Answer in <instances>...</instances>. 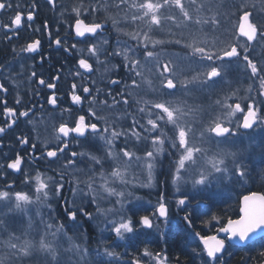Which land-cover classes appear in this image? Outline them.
Listing matches in <instances>:
<instances>
[{
  "label": "snow or ice",
  "instance_id": "obj_1",
  "mask_svg": "<svg viewBox=\"0 0 264 264\" xmlns=\"http://www.w3.org/2000/svg\"><path fill=\"white\" fill-rule=\"evenodd\" d=\"M195 2L196 0H192L193 4ZM48 3L55 6V0H48ZM122 5L136 9V12L131 17L133 22L141 21L147 26V31L143 32L142 38L140 31H133L127 34L135 41V51L131 46H125L123 52L112 53L105 50L106 55H122L124 61H126L124 67L133 77L130 85H126V89L129 87L132 89L138 88L141 81H143L153 94L159 92L163 95L174 96L176 93L172 90H177L179 83V88L184 92L210 94L224 80L230 66L218 62L242 58L246 62V67L250 69V75L259 79L258 96L264 97V70L260 69L257 63L253 62L248 55L249 50L253 48V42L264 41V21L258 22L251 19L252 13L246 10V5L235 6L240 12L238 23L234 26L233 33L236 42L227 47L212 46L213 49L218 50H210L206 46L205 41L196 38L191 43H182L180 39L165 41L150 37L149 33L163 27L162 21H176V17L173 15L162 16V9L175 8L179 11L184 22L192 20L182 0H162V2L161 0H155V2L154 0H143L140 3L132 0L131 4H128V0H119L117 7ZM17 7L19 6L17 5ZM12 8L13 3L11 0H0V12L9 11ZM90 11L95 12L98 9L91 8ZM79 15L80 13L77 12L78 17ZM24 19V14L17 11L9 23H4L0 27H3L6 32H13L15 29L22 27ZM33 19L34 13L29 11L26 20L30 22ZM204 22L207 23V21ZM195 23L199 24L201 21L197 20ZM211 23L218 24L219 22L213 19ZM103 27L104 25L101 23L85 24L83 20L77 18L74 24V32L80 38H95L103 30ZM241 37L244 38L243 54L239 50L241 46L239 38ZM54 43L57 46L61 45L59 39L55 40ZM102 43L107 45L108 41L104 40ZM173 43L181 45L182 54L170 55L165 60L164 56L168 55L167 46ZM39 44V40L28 43L24 51L34 53L38 50ZM75 47L76 44H73L72 48ZM141 49V55H137V52ZM65 51H68V49L65 48ZM86 51L90 54V57L79 59L78 66L79 69L92 73L94 67L89 60L91 57H96L98 60L100 47L97 43H90ZM129 52L132 53V56H129ZM182 61L185 63L182 64ZM186 68L188 69L187 71H185ZM3 71L4 68L0 67V72ZM145 72L151 74L152 78L145 79ZM32 75L35 76V72ZM76 75H80L79 71ZM137 77L141 78L140 81L136 79ZM39 83L43 85L45 81L40 79ZM111 83L117 84L119 81L114 79ZM157 83L159 89L156 87ZM47 86L49 88L55 87L53 84H48ZM75 88L76 85L73 84V89L75 90ZM7 91L8 89L3 84H0V92L7 93ZM83 93L89 94L90 89L84 87ZM120 96L122 100L116 101L115 97H113V101L117 104L128 105L127 91H122ZM85 99H87V95L83 98L77 94L72 96L73 103L77 105H82ZM249 99L251 102L243 107L239 102L225 103L217 99L216 108L213 109V112L211 114L204 113V115H207L208 121L206 126L203 121L198 125L200 136L203 142L210 146H215L214 155L212 158L206 159L205 164H200L199 161L209 149L194 146L190 142V133H194V130L189 127L187 115L192 110L186 111L181 107H172L170 101L150 102L149 100H143V104L146 107H140L138 110L145 115L142 116L141 121L133 119L127 132L115 130V125L109 132L107 126L101 129L97 123L88 122L87 117L92 119L100 118L96 112L91 110L86 115L76 117L72 125L68 123L59 124L55 129L57 139L60 141L59 144L55 147L47 148L42 153L43 157L52 163H56L61 155L65 156V161L61 166L63 171L58 174L59 179L55 176L45 179L44 174L40 172L28 173L25 174L23 183L29 186L30 191H17L15 183L9 182L8 176L13 172L20 173L22 171L21 165L24 161L19 154L14 159H9L3 169L0 170V183H3V187L0 188V234L9 232L3 219L4 216L18 213L26 214L28 206L34 204L43 207L49 200L50 193L59 195L62 192L67 170L84 163L83 160H77V157H85V153H78L74 148H70V144L72 140H76L77 145H79L80 140L78 138L86 140L90 135L109 146L105 154L108 159L123 161V168L114 166L110 171L109 175L112 178L113 185L119 181V183L127 186L126 173L130 169L134 171L135 165V167L146 168L147 184L143 186L151 187L153 171L158 162V157L165 152V147L167 146L169 153L177 157L174 164L172 182L177 186V191H180L181 183L186 190L185 194L178 199L177 206L178 208L182 207L186 211L183 219L191 226L190 216L192 211L188 210L191 200L198 197L206 198V194H210L214 187L220 188L230 182H242L248 177V165L245 162V157L252 154L248 149L256 143L259 130L264 129V110L256 106L254 98L249 97ZM4 103L6 104L7 101H4ZM48 103L53 108L56 107L57 99L55 95L49 97ZM104 103L107 104V101ZM261 103L264 104V101H261ZM217 109L220 111H217ZM65 111H69V109H65ZM4 113L9 118L17 116V112L13 108L5 107ZM238 113L241 115L237 116ZM28 115V111L19 113V116L22 117H27ZM15 123L16 120L11 119L7 123V127L11 128ZM105 123L107 124V120ZM241 130L244 131L241 132ZM5 131V127H0V135L4 134ZM129 133L136 137L138 143L141 140L149 141L151 150L146 149L143 156L129 150L127 146L120 147L118 153L114 152L112 150L113 147H116L114 141L119 137L126 139ZM243 138H247L248 147H244L240 143ZM17 139L21 145L29 143L26 137L18 136ZM35 147L36 145L33 144L32 148L34 149ZM256 149L259 150L261 162H264V136H259V143L256 144ZM36 159H39V157H36ZM86 159L94 167L99 165L103 169L104 161L98 156L89 154ZM100 174L103 178V171ZM86 189L81 191L80 194L83 197L88 195V191L94 192L89 198L90 203H97L98 195L104 196L106 194L107 198L117 197L114 201H110L113 205L112 207L105 208L103 211L99 207L97 208L98 214L104 217L103 223L105 227L102 231L114 234L112 238L115 241L135 240L140 235L150 234L151 230L158 229L159 222L162 221L165 225L169 223V207L162 195L158 203L153 206L150 214H141L138 209L134 210L133 208L134 203L139 202L141 198L135 197V200H133L132 192L118 191L114 186L109 185L108 179H103L98 189H94L92 183H89ZM73 195H76V189H73ZM75 203V200H73V208L71 209L67 206L65 207L67 218L73 222V226H76L78 213L89 220L94 218L92 213L86 211L83 204L79 208H75ZM211 219L215 220L219 225L215 227L216 234L202 236L197 232L196 236L199 238V243L203 248L201 251L193 249V252L199 257L200 264H224L223 253L226 250L227 242L238 241L246 243L252 240L254 236L264 233V194L253 192L249 195H244L239 203L236 218L229 216L226 222L222 224L216 216H212ZM40 223L44 224L45 232L38 242H34L32 239H22L21 236L10 232L9 239L4 243L12 250H15L13 255L19 261L27 259L29 264H60L59 250L61 245L58 243L57 238L61 235H66L63 232L64 225L60 224L53 230V223H46L43 218H41ZM31 228L32 219L29 217L28 229ZM23 235L27 236L28 232L25 231ZM49 235L53 238L52 240L47 239ZM14 241L22 242L18 244ZM100 243L104 245V241ZM66 251H73L79 257V260H84L89 255L88 249L86 247L82 249L78 244L72 245ZM96 255H103L116 261L120 258L119 254L115 250H110L107 245H104L102 254L97 251ZM261 255H264V252ZM143 256L152 257L156 264H167V256L162 258L160 253H156L153 256L146 248L143 251ZM176 260L177 264H179L180 258L176 257ZM0 264H5V260L0 259ZM77 264H79V261H77ZM85 264H87V261H85ZM132 264H141V260L133 259Z\"/></svg>",
  "mask_w": 264,
  "mask_h": 264
},
{
  "label": "flooded vegetation",
  "instance_id": "obj_2",
  "mask_svg": "<svg viewBox=\"0 0 264 264\" xmlns=\"http://www.w3.org/2000/svg\"><path fill=\"white\" fill-rule=\"evenodd\" d=\"M99 1L55 0V6H53L48 3V0H11L13 8L9 11L0 12V25L9 23L17 11L22 12L25 17L22 27L15 29L13 32H6L3 27H0V67L4 68V71L0 72V84H3L8 89L7 93L0 92V127H5L6 129L5 133L0 135V156L4 153L13 155L14 150H12L11 146L3 144L9 141L8 138L10 140L16 139L19 142L17 137L20 136L26 137L29 141L26 145H21L19 142L17 149H20V151L21 149L27 150L29 160L22 163V171L20 173L13 172L8 176L9 182L15 183L16 190L21 188L19 186L21 183L23 185L25 174L35 173L34 170L37 164L44 167L45 170L49 167L52 171H58V173L62 171L58 167L63 165L65 161L64 155H61L56 163L50 162L42 155L47 148L55 147L59 144L60 141L57 139L55 131L59 124L68 123L72 125L76 117L86 115L90 110L96 112L100 118L92 119L87 117L88 122L97 123L101 129L107 126L109 132H111L113 125L117 128V131H121L133 119L142 120L144 114H141L138 110L140 107H144L142 92L136 90L135 101L126 105V108L124 104H117L113 101V97H115L116 101L122 100L120 93L127 91L126 85H130L133 77L124 67L126 61H124L122 55L108 56L105 54V50L112 53L123 52L125 46H131L135 51V41L132 39H114L112 37L114 36L115 25L111 24L109 19L113 11L107 4L112 3V1L101 0L104 2L102 5L98 3ZM92 2H96L94 8L98 9V11L94 13L90 10L85 11V5L90 9L93 8L90 6ZM29 11L34 13V19L30 22L26 20ZM77 12L80 13L79 17ZM77 18L83 20L85 24L101 23L104 25L103 30L95 38H79L74 32V24ZM137 24H140L139 21ZM57 39L61 41L59 46L54 43ZM36 40L40 41L38 50L34 53L25 52L24 49L27 44ZM104 40L108 41L107 45L102 43ZM90 43H97L100 47V53L98 60L96 57H91L89 60L93 64L94 71L87 73L79 69L78 60L90 57V54L86 51ZM73 44H76L75 48H72ZM243 47L240 46L239 48L242 54ZM65 48L68 51H65ZM141 53L142 49L137 52V55H141ZM260 53L264 56V49ZM128 54L132 56L131 52ZM241 60L242 58H234L232 61L240 62ZM107 65L112 68L108 67V69H105ZM261 69L264 70V68ZM78 71L80 75H76ZM33 72H35V76L32 75ZM40 79L45 81L43 85L39 83ZM114 79L118 80L119 83L112 84L111 81ZM136 79L138 80L139 77ZM228 79L232 81L239 79L235 81V84L231 85L241 86L244 84L246 86L245 78L243 77L235 76ZM48 84H53L55 87L49 88ZM73 84L76 85L75 90L73 89ZM228 84L230 83H219L216 86V89H218V94L216 95L221 94L222 96L224 95V98H227L224 92L229 88V86L227 87ZM251 86L255 91H259V87L257 89V86ZM84 87L90 89L89 94L83 93ZM74 94L80 95L82 98L87 95V99L83 101L82 105L74 104L72 101ZM241 94L243 93H239V97ZM52 95H55L57 99L55 108L48 103V99ZM216 95L212 96L215 97L213 99L214 105H212L214 108H216V100L220 99ZM210 97L203 95L201 97L202 101L204 100L202 104H206V99L208 101L211 100ZM245 97L248 96L245 95ZM4 101H7V103L5 104ZM105 101H107V104L104 103ZM233 102L237 101L231 100L229 103ZM249 102L251 100L246 99V101L239 103L243 107ZM5 107L15 109L17 116L6 117L4 113ZM65 109H69V111H65ZM23 111H28L29 115L27 117L19 116V113ZM240 115L238 113L237 116ZM11 119H15L16 123L13 127L8 128L7 123ZM106 120L107 124L105 123ZM125 122L127 123L125 124ZM243 131L241 130V132ZM78 139L80 140L79 145H77L76 140H72L70 148H74L78 153H85V157L78 156L77 160L88 162L89 160L86 159L87 155L94 154L99 156L101 154L102 144L100 142L102 141L99 139H95L91 135L86 140L84 138ZM120 139L122 141L124 137H120ZM44 143H46V148H44ZM240 143L242 146L248 147L247 138H243ZM33 144L36 145L34 149L32 148ZM254 149L255 151H253ZM249 150L252 154L245 157V162L259 159V150L256 149L255 144ZM20 151L15 153L13 158H9L14 159L17 154H20ZM36 157L40 159L37 160ZM2 169L0 168V170ZM257 169L259 171L261 168ZM55 177L58 179L57 173ZM2 187L3 183H0V188Z\"/></svg>",
  "mask_w": 264,
  "mask_h": 264
},
{
  "label": "rangeland",
  "instance_id": "obj_3",
  "mask_svg": "<svg viewBox=\"0 0 264 264\" xmlns=\"http://www.w3.org/2000/svg\"><path fill=\"white\" fill-rule=\"evenodd\" d=\"M112 3H107L108 6L112 9L113 13L111 14V18L109 19L111 24L113 23L115 25L114 29V36H112L114 39H124V40H129L131 37L127 35L128 33H131L133 31H140L141 32V38L142 34L144 31H147V26L139 21L140 24H137L138 21L133 22L131 17L132 15L136 12V9L129 8L127 5H122L120 7H117L119 4V0H110ZM143 2V0H136V3ZM155 2V0H154ZM162 2V0H161ZM182 2L185 4L186 9L189 11L192 20L190 22H184L182 16L180 15L179 11L175 8H166L161 10L162 16H167V15H173L176 17V21H167L164 20L162 21L163 27L159 29H155L153 32L149 33L150 37L152 39H163L165 41L172 40L175 41L176 39H180L182 43H191L194 38L205 41L206 46L210 50H218V49H213V45H217L218 47H227L228 45L236 42V38L233 35L234 33V26L238 23V18L240 15V12H229L228 9L231 6V3L234 5L235 0H228L227 7L228 9L224 7V4L226 3L224 0H196V2L193 4L192 0H182ZM96 2H92L91 7L94 8V5ZM100 5H102L104 2L99 1L98 2ZM132 0H128V4H131ZM243 3L246 4V10H249L252 13L251 19L254 21H264V0H243ZM249 4V5H248ZM255 5V7H253ZM98 6V5H97ZM235 9V8H234ZM85 11H89L90 8L87 7V5L84 6ZM105 10V9H104ZM94 13V12H93ZM92 13V14H93ZM103 18V16L101 15ZM216 17H221V25L218 24H213L211 21L213 19L216 20ZM200 20L201 23L197 24L195 21ZM204 21H207L205 23ZM109 23V22H108ZM118 24V25H116ZM137 24V25H136ZM243 42L240 40V45L243 47L244 44L241 43ZM159 47V46H158ZM264 49V41H259V42H253V48L249 50V57H254L258 56V54ZM168 55L164 56V59L167 60L170 55L174 56L175 54H182L181 53V45H176V44H169L166 49ZM182 64L185 62H181ZM222 63L224 65H230L228 67L227 74L224 77V80L221 81L220 83H230L227 85L229 88L226 89L224 93H226V97L224 98V95L222 96L221 94H218V89L214 90L213 93H203V92H184L182 89L179 88V83H178V89L177 90H172L176 94L174 96H167L160 94L157 92L156 94H153L151 89L147 86L146 83L141 81L140 87L132 89L129 87L127 89L128 93V99H129V104L133 103L135 100V93L136 90L142 92L143 94V100H149L150 102H158V101H170L172 107H181L184 108L186 111L191 109L187 115V120L189 121V127H192L194 130V133H190V142L197 147H202L205 149H209L207 152L204 153V155L201 157L199 163L200 164H205L206 159L212 158L214 155V150L215 146H210L207 143L202 141V138L200 136V130L198 128V125L201 124L203 121L205 126L208 121L207 115H204V113L207 111V113L211 114L213 112L214 105L213 99L215 97H212L216 95L218 96L222 101L225 103H229L231 100L232 101H239L243 102L246 101V99H249V97H253L256 100V106L258 108L264 109L263 104L261 101H264L263 97L258 96L259 91H255L252 89L251 85L257 86V89L259 87V80L257 78H254L250 75V69L246 67V62L243 61V59L240 62H233V61H224V62H218ZM108 67H111L110 65L105 66V69H108ZM194 67V65H193ZM112 68V67H111ZM188 69L186 68L185 71ZM145 79L152 78L151 74L145 72L144 73ZM243 77L245 78V85L241 86H236V85H231L235 84L237 80H229L228 78L230 77ZM141 78L138 79L140 81ZM157 89H159V85L157 83L156 85ZM241 94V98L239 97V93ZM211 96V100L208 101L206 99V104H202V96ZM248 96V97H245ZM230 97V98H229ZM131 106V105H130ZM262 106V107H260ZM144 107H146L144 105ZM126 108V105H125ZM129 109V108H127ZM262 109V110H263ZM200 110V111H197ZM127 111V110H126ZM217 111H220L217 109ZM128 113V111H127ZM145 115V114H144ZM143 115V116H144ZM226 115V113H224ZM238 115V114H237ZM130 119L131 115L129 114ZM128 118V116H126ZM136 117V116H135ZM128 122V121H127ZM125 122V124L127 123ZM131 123L128 122L127 126H124L125 129L123 131H128L130 128ZM117 130V128H115ZM122 131V130H121ZM259 136H264V129L259 130V134L257 137V144L259 143ZM120 137L117 138L114 141V145L116 147H113L112 150L114 152L118 153V150L120 147H125L127 146L129 150L133 152H137L139 155L143 156L144 151L151 150L150 148V142L147 140H141V142H137L136 137L131 135L130 133L127 135V138L122 139L120 141ZM102 144V151L101 154L98 156L104 161L103 169L100 168L99 165L93 166V164L88 161L84 162L82 164H79L78 166H74L70 169L67 170L66 172V177L71 180L70 184H68L66 190L68 191L67 193L69 194L68 197V205L69 208H73L72 201L75 200V208L80 207L81 204L85 207V205L92 204V207L95 209L93 217L97 222V226L99 227L98 229L102 230L105 225L103 223L104 217L99 215L97 212V208L101 211H103L105 208L112 207V203L110 201H114L117 199V197H111L107 198L106 194L104 196L98 195V202L97 203H90L89 198L94 194L92 191H88L87 196H81V191L87 190L86 186L89 183L93 184L94 189H98L99 185L103 182V179H108L109 185L114 186L118 191L123 190L125 193L127 192H132V199L135 200V197H140V192L142 191H151L154 190L155 184H156V172L161 168V170L165 169L169 172V178L171 182V186L177 188L175 184L172 182V174L174 171V164L176 162L177 157H174L169 153V150L167 146L165 147V152L158 157V162L154 168L153 171V183L151 187H144V184H147V170L146 168H141V167H135L134 165V171L133 170H128L126 173V179L128 180V185L125 186L119 181H117L114 185L112 184V178L110 177V171L112 167L114 166H119L123 168V161L119 160H114V159H108L106 157V152L108 151L109 146L105 145L104 142H100ZM255 143V145H256ZM254 145V144H253ZM44 148H46V143H44ZM248 151H250L248 149ZM259 154V152H258ZM200 155V154H198ZM170 159V160H169ZM258 159V158H257ZM255 159L252 162H246L247 164H251L255 166L256 170L258 171L257 168H261L259 171L261 173L264 172V162H261L260 156L259 159ZM62 165H60L61 167ZM58 167V169L62 168ZM263 169V170H262ZM101 171L104 173V177H101ZM164 171V170H163ZM258 171V172H259ZM84 175V176H83ZM82 176V178L78 179V177ZM47 177H44L47 179ZM260 182V184H263L264 187V178L262 179L261 177H257ZM251 179V172L248 170V177L243 180L242 182L239 183V187H244L245 185L249 184V180ZM255 182H257L255 180ZM257 182V184L259 183ZM228 184H231L228 183ZM244 185V186H243ZM183 187V184L181 183V188ZM184 188V187H183ZM24 190V191H30L29 186L25 185L23 183V188H18L17 191L19 190ZM73 189H76V195H73ZM54 194L50 193L49 200L52 199ZM57 198V197H55ZM142 199V196L140 197ZM48 200V201H49ZM46 202L45 206L41 207L40 205H30L28 206V212L25 213H18L14 215H8L5 216L4 221L7 225V228L9 229V232H4L3 234H0V242L2 243L3 247H8L5 241L9 239V233H15L17 236H21L22 239H32L33 241L35 239L41 238L42 235H44L45 232V227L44 224L40 223L41 218H45L44 220L46 223H53V230L57 227L56 224H54V215L51 213V210H48L49 207V202ZM51 209V208H50ZM31 217L32 219V228L28 229V219ZM47 220L49 222H47ZM80 225H76V227H79ZM39 227V228H38ZM55 227V228H54ZM73 229V228H72ZM79 229V228H78ZM27 231L28 235L24 236V232ZM63 232L66 233V230L63 229ZM3 238V239H2ZM76 238L82 239L83 235L80 236L79 234H72L69 236L67 233L66 235H61L57 238L58 243L61 245L59 253L60 255V264H77V261H79V264H85V261H87V264H94L92 260L89 259V255H87L84 260H79V257L73 252V251H66L67 249H70L72 245H74L73 239L75 240ZM48 240H52L53 238L51 235L47 236ZM37 241V242H38ZM17 242L18 244L21 243L22 241H14ZM36 242V241H35ZM81 247V246H80ZM8 247V253L9 255H4L3 253L0 254V259H4L6 262V258H9L11 253V249ZM82 249L84 247H81ZM14 256V255H13ZM110 258H108L109 260ZM151 264H156V261L150 257ZM23 264H26L25 260L22 261ZM109 264V263H106Z\"/></svg>",
  "mask_w": 264,
  "mask_h": 264
},
{
  "label": "trees",
  "instance_id": "obj_4",
  "mask_svg": "<svg viewBox=\"0 0 264 264\" xmlns=\"http://www.w3.org/2000/svg\"><path fill=\"white\" fill-rule=\"evenodd\" d=\"M224 1L226 2L224 7L227 10L228 0ZM240 4H244L243 0H235L234 5L231 3L228 11L233 12L232 10L237 8L235 6ZM251 59L253 62L257 63L260 69L264 68V56L262 53H259L258 56L251 57ZM8 140L9 141L4 142L3 144L11 146L12 150H14L13 155L19 153L20 149L17 150L19 142L16 139L10 140V138H8ZM8 155L7 153H4L0 156L1 169L10 159L9 157H14L13 155ZM19 155L23 158V161L26 162L29 160L27 150L21 149ZM247 165L248 170L251 172V179L248 182L249 184L245 186L243 185L244 187L241 188L239 187L238 182H231V184L226 183L220 188L214 187L210 194H206V198L198 197L197 199L190 201L188 210L192 211V215L190 216V220L192 221L191 226H189L183 219L186 215V211L182 207L178 208L177 206L178 199L185 194L186 190L183 187L180 191H177V188L174 189V187L171 186L168 175L169 172L165 169H163V171L160 168L156 172V184L154 190L140 192L139 196H142V199H140L139 202H135L133 208L134 210L138 209L141 214H150L153 206L158 203V200L162 195L165 203L169 207V223L165 225L161 221L159 222L158 229L151 230L150 234L140 235L138 239L135 240L115 241L112 238L114 234L98 229L99 227L94 218L89 220L79 213L76 225L78 224L80 226H73V222L68 220L65 212V207L67 206L69 208V194L67 193L68 191L66 188L71 182L66 175L62 192L59 195H53L52 199L48 201V210H51V213L54 215V224H56L57 227L60 224H63L64 229L69 236L72 234L83 235L82 239L76 238L75 240L73 239V242L74 244H78L79 246L88 249L89 259L92 260L94 264H132L133 259H140L141 264H151L150 257L143 256L145 248L151 252L153 256L156 253H160L162 258L167 256V264H177L176 257L180 258L179 264H200L199 257L193 252V249L201 251L203 248L199 243V238L196 236V233L199 232L202 236L215 235V227H218L219 225L215 220L211 219L212 216H216L221 224L225 223L229 216L236 218L239 201L244 194L253 191L264 194L263 184H260L258 181L259 179L257 178L261 177L263 179L264 172H258L255 169L256 167L251 164ZM34 171L43 173L44 177H47L51 172V176L60 173H58V171H52L49 167L45 170L44 167L38 164ZM80 178H82V176L78 177V179ZM255 180L259 183L257 184ZM19 186L23 188L22 183ZM85 208L87 212L92 213V215L94 214L95 209L92 207V204L85 205ZM3 218H5V216ZM43 220L46 219L43 218ZM47 222L49 221L47 220ZM35 241L37 242L38 239H35L34 242ZM101 241H104V245H107L110 250H115L119 254L120 258L118 261L111 259L108 260V257L103 255H96L97 251L101 254L104 252V245H101ZM14 251L15 250L11 249V253ZM262 252H264V239L262 238L255 240V242L245 246V248L233 247L227 242L226 250L223 253L224 264H264V255H261ZM2 253L4 255H9L8 247H3L0 242V254ZM59 254L61 255V253ZM25 262L26 264H29L27 259H25ZM5 264L23 263L10 254L9 258H6Z\"/></svg>",
  "mask_w": 264,
  "mask_h": 264
},
{
  "label": "water",
  "instance_id": "obj_5",
  "mask_svg": "<svg viewBox=\"0 0 264 264\" xmlns=\"http://www.w3.org/2000/svg\"><path fill=\"white\" fill-rule=\"evenodd\" d=\"M79 38H80V37H79ZM253 192H254V191H253ZM253 192H251V193H253ZM251 193H249V194H251ZM255 193H258V192H255ZM249 194H245V195H249ZM258 194H261V193H258ZM243 196H244V195H243ZM242 198H243V197H242ZM242 198L240 199V201L242 200ZM240 201H239V203H240ZM221 235H223V234H221ZM262 237H264V233L254 236L252 240H250V241H248V242H246V243H240V242H238V241H232V242H229V243H230L232 246H235V247H237V248H245V246H247V245H249V244L255 242V240L260 239V238H262Z\"/></svg>",
  "mask_w": 264,
  "mask_h": 264
},
{
  "label": "bare ground",
  "instance_id": "obj_6",
  "mask_svg": "<svg viewBox=\"0 0 264 264\" xmlns=\"http://www.w3.org/2000/svg\"><path fill=\"white\" fill-rule=\"evenodd\" d=\"M233 11V13H235L236 14V12H238V9L237 8H235L234 10H232ZM216 20L219 22L218 23V25H221L222 24V22H221V17H216ZM240 40H242L243 41V43H244V38H239Z\"/></svg>",
  "mask_w": 264,
  "mask_h": 264
}]
</instances>
